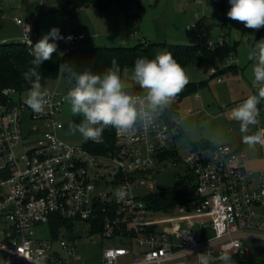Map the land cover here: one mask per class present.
I'll return each instance as SVG.
<instances>
[{"label": "built area", "instance_id": "2783aa9c", "mask_svg": "<svg viewBox=\"0 0 264 264\" xmlns=\"http://www.w3.org/2000/svg\"><path fill=\"white\" fill-rule=\"evenodd\" d=\"M69 36L67 46L85 38ZM42 89L50 102L41 114L12 96L25 92L0 91V264H88L78 252L83 235L108 242L100 264H198L202 252L247 255L245 232L264 231V170L246 166L244 149L193 150L182 162L197 199L156 209L137 191L158 162L171 158L162 156L174 129L160 112L153 127H139L130 138L115 130L114 148L96 153L86 146L91 140L74 145L60 137L65 93L53 83ZM117 189L128 192L124 200L116 199ZM61 220L73 227L52 226ZM41 226L52 235L37 236Z\"/></svg>", "mask_w": 264, "mask_h": 264}, {"label": "rangeland", "instance_id": "374dc122", "mask_svg": "<svg viewBox=\"0 0 264 264\" xmlns=\"http://www.w3.org/2000/svg\"><path fill=\"white\" fill-rule=\"evenodd\" d=\"M124 4H115L107 11L92 7L60 9L56 0H0V40L7 42L26 41L24 28L31 26L30 40L36 43L52 27H57L62 36L71 32L87 35L96 34L94 43L85 46H125L132 47L144 43H168L183 46L199 44L210 45L226 41L237 44L236 52L224 64L217 62L202 65L183 66L189 77V83L209 80V83L196 93L185 97L174 118V138L169 143V151L177 152L174 158L158 162L147 179V184L138 189L140 194H162L177 186L189 185V171L182 162L194 149L193 143L203 139L210 140L215 146L218 137L226 144L241 134L239 122L231 118V109L243 102L248 96L256 94L259 85H255L249 52L259 41L258 31L246 28L242 23L231 20L227 12L231 5L228 0H124ZM21 19L22 23H18ZM86 38L67 46L65 40L56 41L57 51L65 53L69 49L80 47ZM237 65L239 73L221 74V81L228 83L234 102L222 103L216 94L217 77L210 79L211 70ZM131 69V68H130ZM65 95L75 84L63 74L53 82ZM25 93L15 92V101L26 97ZM239 100V102H237ZM264 106V101H263ZM258 119L264 120V108L259 109ZM63 127L58 131L61 138L74 145H83L86 141L77 131L73 134L70 124H79L80 116H74L70 105L65 101L59 114ZM252 126H250L251 128ZM166 168L161 170L162 168ZM164 215H160L163 217ZM79 225V224H78ZM80 226V225H79ZM81 227V226H80ZM85 227V226H84ZM78 229V226L75 227ZM68 236V231L64 233ZM48 226H41L37 236L50 237ZM78 252L83 262L100 264L102 249L107 241L91 242L88 235L80 240ZM264 255V247L253 251L254 258ZM233 264L240 260L231 256ZM123 263V260L120 261ZM216 264H220L219 261Z\"/></svg>", "mask_w": 264, "mask_h": 264}, {"label": "clouds", "instance_id": "9594fccd", "mask_svg": "<svg viewBox=\"0 0 264 264\" xmlns=\"http://www.w3.org/2000/svg\"><path fill=\"white\" fill-rule=\"evenodd\" d=\"M231 7L227 17L242 23L246 28L260 30L264 27V0H228ZM28 32L31 26H26ZM65 38L59 28L52 27L32 47V67L23 72V78L30 85L24 103L36 114L44 112L49 104V93L42 89L41 73L37 70L44 61L52 58L57 51L56 41H70ZM248 59L255 61L252 65V76L255 85H259L256 94L248 96L243 102L231 109V118L240 124L242 141L249 149L256 145L264 146V134L261 131L250 133V126L259 123V105L264 101V38L256 41L249 52ZM59 74H67L75 84L67 91L64 100L70 105L74 116L82 117L79 124H70L73 134L77 131L85 141L102 143L103 131L112 127L118 135L132 137L139 127H153L154 116L164 109L170 108L177 96L189 83L185 68L174 58L170 51H160L154 58L138 57L134 66H121L116 58L111 66L102 74L94 73L90 66L76 72L68 63L59 66ZM133 86L141 89L134 91ZM223 140L218 137L215 143ZM116 199L124 200L128 192L117 189ZM190 252V251H189ZM198 264H233L227 251L213 258L210 253L197 254Z\"/></svg>", "mask_w": 264, "mask_h": 264}, {"label": "trees", "instance_id": "16d2710c", "mask_svg": "<svg viewBox=\"0 0 264 264\" xmlns=\"http://www.w3.org/2000/svg\"><path fill=\"white\" fill-rule=\"evenodd\" d=\"M60 9L73 7L78 9L81 7H92L100 11H107L115 4H124V0H56ZM258 37L264 38V27L258 30ZM237 44H230L226 41L215 42L213 46L199 44L193 46H183L168 43H144L141 42L132 47L125 46H80L69 49L65 53L56 51L52 58L44 61L37 70L41 73L42 87L55 82L59 78V66L68 63L74 71L81 72L84 67L90 66L91 70L96 74H102L106 68L111 66V61L116 58L117 63L123 69L124 66L132 68L138 57H146L152 59L160 51H170L174 58L182 65H202L210 62L224 64L225 61L235 54ZM32 47L25 41L7 42L0 40V91L5 88H15L21 92H26L30 85L23 78L22 73L32 67L30 61L33 59ZM239 73V67L232 65L231 67H223L211 74L210 79L227 72ZM67 77V74H63ZM209 80L188 83L184 90L177 96L175 102L170 108L160 112L161 116L175 128L174 118L177 115L180 104L188 95L196 93L206 86ZM134 91L141 92L138 86H133ZM114 128H106L103 131L102 143L90 142L86 146L92 152L105 153L109 149L114 148ZM215 145L208 139H203L193 143L194 150L212 149ZM178 155L177 152H167L162 158ZM189 185L177 186L169 191L157 194L151 193L147 196V201L151 207L156 209H166L174 204H185L189 201L197 199L195 196V181L192 173L189 172ZM65 225L70 229L73 227L71 222L61 220L59 223L52 224L54 228ZM240 260L239 264H264L263 258H253L247 255L234 256Z\"/></svg>", "mask_w": 264, "mask_h": 264}, {"label": "crops", "instance_id": "0c3cea01", "mask_svg": "<svg viewBox=\"0 0 264 264\" xmlns=\"http://www.w3.org/2000/svg\"><path fill=\"white\" fill-rule=\"evenodd\" d=\"M80 33L85 34V38L87 40V42H84L81 46L94 43V38L98 37L96 34L87 35L85 30H82ZM216 70L218 71V69ZM216 77L218 78V80L220 78L219 82L216 83L215 85V90H216L218 99L222 103H225V104L234 102V95L233 93H231L228 83L225 81H221V74ZM237 102H239V100ZM258 107L259 109L263 110L264 108L263 101ZM257 131H261L262 134H264V120L262 121L259 120V123L257 125L252 126L249 129L250 133H255ZM226 144H231V145H234L236 147H239L245 150L247 154V159L245 161V164L247 167L254 169L256 171L264 170V146L258 144L255 146V148L249 149L248 146L245 145L242 141V134H238V136L233 137V142L226 143ZM259 212H260V215L264 218V210L260 209ZM243 243H244L245 248L247 249V256L253 257L252 256L253 251H255L257 247L263 246L264 231L255 230V229L247 230L243 237ZM263 257L264 255L260 256V258H263Z\"/></svg>", "mask_w": 264, "mask_h": 264}]
</instances>
